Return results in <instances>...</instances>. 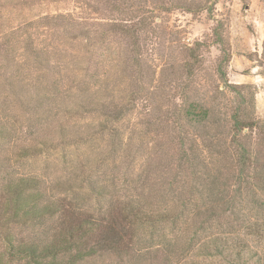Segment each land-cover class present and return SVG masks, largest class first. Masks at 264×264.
Masks as SVG:
<instances>
[{
    "label": "trees",
    "instance_id": "16d2710c",
    "mask_svg": "<svg viewBox=\"0 0 264 264\" xmlns=\"http://www.w3.org/2000/svg\"><path fill=\"white\" fill-rule=\"evenodd\" d=\"M109 2L124 3L128 13L133 7L136 16L41 15L38 29L19 35V60L10 46L0 50V264H199L188 258L192 253L225 264H264L258 212L264 214V123L254 98L228 79L226 24L214 18L211 38L185 44L182 60H167L160 72L143 60L157 16L211 13L217 0ZM114 37L130 43L132 55L120 64L133 79L123 94L99 98L94 78ZM57 39L62 47L52 44ZM209 41L220 53L207 67L202 48ZM59 48L72 52L71 68L56 55ZM28 57L45 78L49 71L57 77L54 65L58 74L73 71L84 86L66 113L71 125L55 109L57 81L33 83L34 69L23 67ZM201 72L214 81L207 84L210 96L196 86L205 83ZM88 89L93 94L85 95ZM226 90L239 100L217 107V94L228 96ZM13 102L19 126L9 118ZM81 114L95 120L85 134L76 119ZM94 140L99 156L76 176L50 182L22 170L25 161L61 149L66 159L68 145ZM5 142L21 146L11 152ZM110 156L119 161L113 179L104 169ZM251 206L258 213L247 215Z\"/></svg>",
    "mask_w": 264,
    "mask_h": 264
},
{
    "label": "rangeland",
    "instance_id": "374dc122",
    "mask_svg": "<svg viewBox=\"0 0 264 264\" xmlns=\"http://www.w3.org/2000/svg\"><path fill=\"white\" fill-rule=\"evenodd\" d=\"M110 1V0H109ZM108 0H0V50L10 46L13 53L18 56L19 60V35L24 38V32L27 29L33 30L35 22L39 16L57 15L76 13L85 17L98 18H131V14L136 16L134 8L128 13L122 2H109ZM28 2V3H24ZM149 5L157 0H147ZM134 2L133 4H135ZM212 2H209V4ZM215 19L221 20L226 24V33L229 35L231 44V61L227 65L228 79L233 84L244 86V94L247 98H254L255 116L264 123V0H217L211 13L207 10L199 12H189L183 9L174 10L171 13H162L157 16L155 25L157 26L156 35L147 42L144 47L145 58L143 60L160 72L165 66L167 60L180 61L183 58L185 44L193 45L197 41H208L211 38L212 28L215 25ZM33 28V29H32ZM36 29H38L36 25ZM65 42V41H64ZM59 39L54 40V46H63L64 43ZM211 44V45H210ZM68 46V45H67ZM13 47V49H12ZM104 55L100 58L99 76L96 82L99 92L96 94L100 98L102 95L114 91V94H123L128 90L133 79L128 72H123L120 63H126V57L132 55L130 52V43L125 37H114V41L107 45ZM56 55L68 63L69 68L73 66V59L70 49H57ZM204 50L205 65L208 67L219 56L220 50L217 45H212L209 41V48ZM127 58V59H128ZM123 60V61H122ZM7 60H5L6 62ZM112 63V64H111ZM111 64V65H110ZM128 64V62H127ZM23 67L34 69V74L30 76L33 83L45 84L49 81L50 85L53 81H57V85L51 87L56 93L55 109L60 113V117L65 123L71 125L73 119L66 113L73 104L76 103L77 94L82 93L83 87L76 74L67 68L62 69V73L57 71V66L50 65V70L57 76L54 77L51 71L48 72L50 78L39 74L34 67L32 57H28L24 61ZM19 69V68H18ZM36 70V71H35ZM55 71V72H54ZM202 76H206L205 83H196L201 92L207 96L211 93L206 89L207 84L213 83L205 72H201ZM158 76V74H156ZM45 82V83H44ZM218 83V81H217ZM2 83L0 86L2 90ZM221 87L222 83L220 82ZM59 88V91L57 87ZM67 91V92H66ZM74 91V92H73ZM227 91V90H226ZM57 93L59 95H57ZM172 94V91H170ZM93 94L91 90H86L85 95ZM180 94V93H178ZM228 96L217 94L215 103L217 107L226 104L235 103L239 98H234L232 93L226 92ZM118 96V95H117ZM179 101V99H177ZM15 109L10 114V120L19 126L20 109L16 102H13ZM253 111V112H254ZM4 114H8L5 113ZM222 115V114H221ZM69 116V117H68ZM73 118V117H72ZM75 119V118H74ZM78 123L82 126L83 134L92 131V124L95 120L90 115H78L76 117ZM69 120V122H66ZM91 126V127H90ZM99 136V135H98ZM75 139L73 134L71 140ZM90 141V140H88ZM95 142H80L68 145L66 148L68 161L64 159V151H50L45 156L41 155L34 160L25 161L22 170L25 172H39L50 182H56L59 179H66L69 176H76L82 172V167L92 166L90 160L99 156L98 140ZM20 143H2L3 149H9L15 152L20 148ZM168 157L165 156L163 161ZM104 169L112 175L115 167L119 166V161L115 162V158L110 156ZM115 162V163H114ZM103 167H100V170ZM118 173L107 176L113 179ZM116 181V180H113ZM119 184V182H118ZM254 209L247 208V215L253 214ZM258 211V210H257ZM261 215H264L258 211ZM255 211L254 214L258 213ZM159 243V241H158ZM188 258L199 262V264H225V261L219 257L203 256L192 253ZM97 264H107V260H98Z\"/></svg>",
    "mask_w": 264,
    "mask_h": 264
}]
</instances>
